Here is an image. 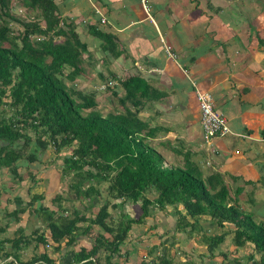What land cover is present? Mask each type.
I'll list each match as a JSON object with an SVG mask.
<instances>
[{
  "label": "crops",
  "instance_id": "obj_1",
  "mask_svg": "<svg viewBox=\"0 0 264 264\" xmlns=\"http://www.w3.org/2000/svg\"><path fill=\"white\" fill-rule=\"evenodd\" d=\"M120 1L123 4L117 9H113L114 1L96 6L91 4L89 9L83 8L89 13L76 19L74 17L73 21L76 34L80 26L84 27L82 24H92L98 30L112 35L120 50L118 57H112L108 51L101 49L97 54L96 61L99 64L96 63V70L92 69V73L101 82L98 87H107V82H112L109 90L105 87L104 91L99 92L104 95L107 92L117 99L123 94L118 80L130 76L143 79L158 94L156 98L143 101L138 118L145 122L146 131H152L145 143L162 157L163 165L181 166L184 153H189L191 159L200 157L201 163L209 170V173L202 176L221 174L229 196L233 198L234 192L238 193L234 196L235 203L251 214L253 219L252 212H255L257 220H254L264 223V218L259 217L261 205L264 204V200H261L264 195V137L261 134L264 128L262 11L257 8L259 17H256V21L254 18L255 27L250 28L248 24L245 27L239 24L241 17L239 12L236 13L235 9L233 11V0H202V3L197 0H145L146 11L141 0H138L140 3L136 11L133 5L127 7L124 4L126 0ZM97 2L101 3V0ZM76 3L80 7V2ZM104 7H109L110 10L106 11ZM73 8L77 11V7ZM73 14L74 12L69 11L70 16H74ZM100 18L105 20L103 24H100ZM84 29L83 32L87 33L86 27ZM248 33H253L257 41L255 45H250L251 36ZM86 47L89 51V47ZM166 47H169L171 57L165 52ZM89 65H92L91 62ZM92 67L94 68L93 65ZM84 73L85 70L81 76ZM197 92L207 93L211 97L213 110L226 120L228 134L212 138L208 143L202 141L195 97ZM108 95H105L106 99ZM18 144L21 145L22 142ZM33 149L35 159L27 163L29 166H33L38 158L35 153L37 150L32 147V151ZM47 149L39 156L42 157L41 169H45L51 161L45 154ZM60 153V150L54 151L51 157L56 158ZM24 162L20 159L15 164L17 178L9 175V168L0 167V264H45L43 258L51 264H68L71 253L80 248H88L100 231L98 227L92 226L87 233L77 234L70 245L63 246L58 251L53 250L50 240L43 247L38 245L39 235H43L45 239L48 236L46 222L43 220L45 216L36 214L35 211L39 207L55 211L56 205H51L52 198L62 186L61 183L67 179L63 178L59 167L60 177L55 178V188L45 191L40 186L42 171L37 166L27 168ZM56 164L60 165L61 162L57 161ZM37 181H40L39 184ZM35 190L37 194L34 193ZM101 192L99 199L96 197L93 200V205L99 206L103 202L105 197ZM34 194L40 198L38 201L33 198L30 203ZM68 196V201H73L70 193ZM79 203L83 211V206L87 203ZM111 203L118 205L119 201ZM12 212L18 213L14 217L10 216ZM137 212L138 204L130 203H120L110 211L113 220L120 214L132 218ZM182 213L180 205L176 209L172 206H165L161 210L152 208L143 224H140L141 230L132 227L129 230L121 249V255L123 251L126 254L114 259L115 264H140L143 257H137L139 250L145 248L146 254L148 247L160 242H164L167 248L177 249L179 240L182 239L180 236L185 233L188 239L198 235L196 238L199 240L203 234L225 233L223 242L230 246L228 249V246L221 248L222 242L219 250H213L209 256L201 241L193 244L189 252L193 264H222V260L226 258L219 251L230 252L232 247L234 253L243 249L236 250L231 240L228 243L230 225L218 227L207 216H199L194 220L193 231L190 232L189 228L178 231L176 222ZM81 214L86 215L84 212ZM188 222L193 220L188 219ZM92 230L95 231L93 237L90 234ZM146 238L147 241L144 240ZM13 241L15 242L12 243ZM193 250H197L199 256ZM240 258L243 260V256ZM98 260V264H102L100 256Z\"/></svg>",
  "mask_w": 264,
  "mask_h": 264
},
{
  "label": "trees",
  "instance_id": "obj_2",
  "mask_svg": "<svg viewBox=\"0 0 264 264\" xmlns=\"http://www.w3.org/2000/svg\"><path fill=\"white\" fill-rule=\"evenodd\" d=\"M19 3L36 15L18 20L10 13L13 0H0V167L9 168V174L17 178L15 164L29 143L41 152L47 147L55 152L72 147L61 171L63 176L71 175L69 188L74 200L87 203L83 211L90 212L100 192L106 194L90 216L76 209L64 215L60 195L52 198L55 211L37 208L35 212L45 216L48 236L39 235L38 245L43 247L50 240L53 250L58 251L70 245L77 234L96 226L100 232L91 245L72 252L68 264H98L100 252L104 253L102 264H115L114 259L126 254L123 251L121 255V249L133 225L143 224L152 208L176 209L180 205L183 213L176 222L178 231H193L199 216H207L221 228L228 224L232 246L249 249L246 262L236 260L234 264H264V223L235 203L238 193L229 196L221 174L202 176L189 153L183 154L181 166H165L162 157L145 143L152 131H146L138 112L143 101L156 98L158 93L138 76L118 80L123 94L116 99L117 109L102 116L93 110L96 103L92 93L74 91L64 83L82 73V54L87 49L74 31V22L61 17L64 4L60 8L55 0ZM9 20L20 25V33L11 35ZM86 32L101 42L102 51L112 57L120 55L112 35L92 24L86 26ZM57 38L61 41L55 42ZM3 107L12 110L11 114L6 115ZM261 134L264 137V128ZM26 158L28 163L35 159L31 154ZM101 184H105L104 190L99 188ZM147 193L154 198H147ZM112 201L138 204L137 215L130 218L120 214L116 218L120 222L113 225L110 211L118 205ZM224 238L225 233L203 234L200 241L210 256ZM163 243L148 247L140 264H171L169 249ZM221 256L224 258V253ZM42 261L51 264L46 258Z\"/></svg>",
  "mask_w": 264,
  "mask_h": 264
},
{
  "label": "rangeland",
  "instance_id": "obj_3",
  "mask_svg": "<svg viewBox=\"0 0 264 264\" xmlns=\"http://www.w3.org/2000/svg\"><path fill=\"white\" fill-rule=\"evenodd\" d=\"M63 1H64V8L62 6H60ZM97 1L98 0H76V1H74V0L73 1L72 0H55V2L60 6V8H63V14L61 15V17L62 18L67 17L71 21H75L74 17L76 19L78 17L85 16V14L89 13L86 10L90 8L91 4L96 6V4L101 5V4H107V3H110V2L114 1L113 9H117L123 4V2L120 1V0H101V3H98ZM126 1L127 2H125L124 4H127V7L133 5L134 8H135V11L137 10L138 4L140 3V1L139 2H138V0H126ZM197 1L200 2V3L204 2L202 0H197ZM233 1H234L233 5H232L233 6V11L235 9V12L236 13L239 12V16L241 17L240 20H239V24H241V26H243V27H245L246 24H248V26L250 28H254L255 27L254 24H256V22H255L256 21V17H259L258 16L259 13L257 11V8L260 9V11H262L261 15L262 14L264 15V0H233ZM76 2H80V7H79V5ZM13 3H14V6H13V8H12L10 13H11V16L18 18V20L19 19L25 20V19H28V18L30 19L31 17L36 15V11H32V10L30 11V10L26 9L23 6V4L19 3V0H13ZM73 6L77 7V11L73 8ZM83 8L86 9V10H84ZM104 8H105L106 11L110 10L109 7H104ZM69 11L74 12V14H73L74 16H70L69 15ZM254 18H255V21H253ZM95 21H97V20L95 19ZM236 22L238 23L237 18H236ZM253 22H255V23H253ZM8 25H9V30H10V33H11L12 36L16 35L17 33H20L21 27H20V25L17 24V22H15L13 20H9V24ZM82 25H84V27L80 26L79 32H78V30H76L77 31V35H78L79 41L85 43L90 49L89 51L86 49V52H84L82 54V63H83L82 65H84L83 70H85V73L82 76H81V74L79 76H77L72 82H69V81L65 80L64 83H65L67 88L72 89L74 91H79V92H81L83 94L92 93L94 95V101L96 103V105L93 108V110L99 112L102 116H104L107 113L114 112L117 109L118 105H117L116 99L111 97V95H108L107 92H105V95H108L107 99L105 98L104 93L99 92V91H104V89L103 90L99 89L101 86L98 87V85L101 82L99 83L98 79L92 73V69H93V71L96 70V67H97L96 63H98L96 61V58L98 57V55L100 53V44H101V42L98 39L88 35L85 32H83L85 30L84 28L88 24L84 23ZM248 34L251 36L250 45H255L257 41L255 40V37H254L253 33H248ZM54 41L55 42H60L61 38L54 39ZM16 43H19V41H16ZM108 58H109V56H108ZM90 62L94 66V68L92 67V65H89ZM101 64L102 63H100V66H101ZM263 64L264 63L262 62L261 65H263ZM66 72H67V69L64 70V73H66ZM84 76H86V78H84ZM3 109H4L6 115L11 114L12 110H9V108L3 107ZM87 111L88 110L83 111V113H86ZM30 136H31V134H30ZM27 146H29L28 149L23 150V152H22L23 153L22 156H23V158H25V159L22 158V160L25 161L24 162L25 163L24 166H26L27 168H35L37 166V168L42 171L41 180H40L41 182L39 181L40 182V186L44 187L45 191H52L55 188V185H56V179L55 178L56 177L57 178L60 177V169H59V167H61V168L63 167V159H64V157L66 155H68L70 153L72 147L61 148V150H60L61 153L56 158H52L51 157V154L53 155L54 150L51 147H47L48 148V149L46 148L47 149V153H45V154L48 155L47 157H49V160L51 159L52 162L51 161L48 162L47 167L45 169H41V168H43L42 167L43 164H41L42 157L39 158L40 153H41V151L39 149H37V152H35L36 153V157L38 155V158L35 161L36 163L34 162L33 166L27 165V163H28V162H26L27 161V158H26L27 155L28 154L34 155L33 154L34 153V149L32 151V147H34L36 149V146H35L34 143H29ZM191 160L194 161L195 164L199 167V170L201 171L202 174L209 173V170L206 167V165H204V163H201V158L200 157L199 158L194 157ZM57 161L61 162V164L60 165L56 164ZM68 177L70 179H68ZM63 178L67 179V180H64V182L61 183L62 186H60L56 190L58 192H55L56 195L64 196V198H65V199L64 198L61 199L62 201L60 203L62 208H64L66 210V214L65 213H63V214L64 215L69 214L72 209H76L79 213H83L84 211L81 210V204L79 203V201H76V200L73 199L74 196L72 195V192H71V190L69 188V185H70L71 180H72L71 179V175H68L67 177L64 176ZM39 182H38V184H39ZM64 186H66V187H64ZM104 186H105V184H101L99 188L104 190ZM67 192L71 194V197H72L73 201H68L69 200V196H68ZM34 193L37 194V190H35ZM101 193L103 194L104 197L106 196L104 191H102ZM36 194H34V198L36 199V201H38L39 200V196L36 195ZM153 196L154 195L152 193H147V197L148 198H153ZM66 198H67V201H66ZM259 198H260V195H259ZM261 200H264V195H262ZM51 205H53V204H51ZM94 209L95 208H93L92 211H90V212L89 211H85L84 214H86L87 216H90V215H92V213L95 212L96 209L95 210ZM245 209L248 210V208H245ZM260 211H261V213L259 214V217L262 216L264 218V204L261 205ZM36 214H38V213L36 212ZM252 214L254 215V219H256L255 218V212H252ZM119 220L120 219H115V221L112 222L113 225L114 224H118L120 222ZM132 229L141 230L142 229V225H133ZM96 230H97V228H96ZM90 234L93 237L95 235V231H93V230L90 231ZM189 234H192V233H189ZM228 234L229 235L227 237V241L229 243V241L231 240V239H229L231 237V234L230 233H228ZM180 237H182V239L179 240V244L177 246V249L176 248L175 249L168 248L169 249V254H170L169 258L171 259L170 260L171 264H189V263H192V260L190 259L192 256L189 255L190 247L193 244H196V243L199 244L200 243V240L198 238H196V237H198V235H195L194 238H189L190 241H189L186 233L185 234H181ZM144 240L147 241L148 238H146ZM224 242L221 244V246H220L221 248H226L228 246V244L224 243ZM229 247L230 246H228L227 249ZM144 250H145V248L142 247L139 250V252L136 254L137 257H140V256L145 257L146 254H144ZM214 250L218 251L219 250V246H217ZM193 251H194V253L196 255H198V251L197 250L196 251L193 250ZM229 251L230 252H228V251H226V252L219 251V253H224V256H225L224 258H226L225 260H222V264H231V263H234L232 261H236V260L240 261V263H242V262L245 263L246 262L245 258H246V255L249 252L248 248H245V249L243 248L242 250H238L237 252L234 251V253H232L233 250H232V247H231L229 249ZM160 252H161V250H160ZM99 256H100L101 260H103L104 253L100 252ZM241 256H243V260L240 258ZM195 262L198 263L197 261H195ZM206 263H208V262H206Z\"/></svg>",
  "mask_w": 264,
  "mask_h": 264
},
{
  "label": "built area",
  "instance_id": "obj_4",
  "mask_svg": "<svg viewBox=\"0 0 264 264\" xmlns=\"http://www.w3.org/2000/svg\"><path fill=\"white\" fill-rule=\"evenodd\" d=\"M141 4L146 11L145 0H141ZM105 20L100 18V23L103 24ZM165 52L171 57L172 54L169 51V47L165 48ZM112 84L111 81L107 83V86ZM106 85L101 86L99 89H105ZM196 102L199 111V128H200V137L204 143L212 138L223 137L229 133V128L226 123V120L222 115L215 112L212 108L211 97L207 93L197 92Z\"/></svg>",
  "mask_w": 264,
  "mask_h": 264
}]
</instances>
